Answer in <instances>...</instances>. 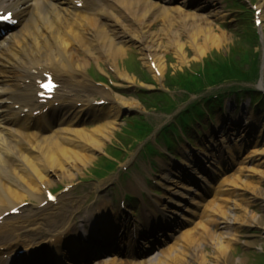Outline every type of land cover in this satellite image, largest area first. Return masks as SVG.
Segmentation results:
<instances>
[{
    "label": "bare ground",
    "instance_id": "obj_1",
    "mask_svg": "<svg viewBox=\"0 0 264 264\" xmlns=\"http://www.w3.org/2000/svg\"><path fill=\"white\" fill-rule=\"evenodd\" d=\"M30 1L0 0V8L10 7L15 11V16L20 19L21 23L18 30L9 33L0 41V75L3 77L0 80V229L2 232H11L7 241L0 239V261L2 264H6L15 246L25 239L26 242H29V247L35 245L37 240H41L39 242L42 243L48 242L37 249L40 250L39 254L34 253L31 256V262L39 258L42 259L43 252L53 248L48 251L53 256V262L64 264V256L74 258L76 255L82 256L86 251L91 256L101 255V251H103L100 250L101 247L109 248L110 246L108 238H105L104 235H111L112 239L116 238L113 231L115 226H118V216L123 219L125 217L122 213L119 215L116 212L106 213L107 211L100 207L95 213L82 217L78 226L70 225V228L61 230L63 224L60 221L48 219L50 216L46 220L49 224L45 223L43 220L46 218L39 217L35 212L40 204L46 202V191L52 188L53 179L62 182L67 180L69 183L74 176L78 175L71 170L77 172L78 166L84 165L90 159V156L73 150L67 157V167L63 170L59 167L58 172L55 169V164L59 159L52 152L57 147L59 154L65 157L67 148L61 146V141L70 142L73 146L71 148L76 147L79 151L87 152L88 145L90 151L100 149L102 148L101 139L97 138V135L105 129L111 128L110 125L116 122L121 107H134V101L126 102L118 95L109 99L103 89L93 88L84 73L90 60L97 62H99L98 60H114L113 70L116 76L131 83L129 76L122 72L117 64L124 58L127 50L132 49L129 44L137 45L139 58L144 60L156 77L161 74L163 67L161 60H164L161 54H165V49L172 50L178 58L184 57L183 47L178 43L180 36L187 35L189 40L192 35L201 37L202 45L190 42L193 45V50L201 53L206 45H215L224 40V35L216 34L207 27L208 22L200 13L184 11V6L215 10L218 4L214 0H182L180 5L174 6L172 4L178 3L179 0H160L162 4L158 0H95L92 10H88L91 6L90 3L84 1L82 9L88 11L76 8L75 0H39L38 17L34 16V9L31 7ZM133 8L143 10L144 18L149 17L152 10L156 9V12L164 16L163 21L166 24L159 29L151 30L149 22L144 19L140 20V15ZM258 9L261 10L259 14L261 15L264 12V1L258 5ZM216 14V12L210 11L209 18L216 17ZM136 22L139 27L132 25ZM173 25L179 29L174 31ZM45 73H51L59 84L52 102L49 104L58 103L61 108H65V111H58L52 117L44 115L42 111L40 115L34 116L35 111L42 109L37 98L38 88L35 81L43 79ZM132 82L135 83L134 80ZM94 94L106 96L105 101L109 103V106H115L114 108L110 107L107 117H105L107 120L97 127L98 134L96 136L87 127H79V124L88 119L98 118L103 111L96 106ZM240 118L232 119L237 124L236 126L240 124ZM251 120L253 121V118ZM56 122L58 125L50 130L49 135H40L39 137V129H42L43 126L49 128ZM220 124L218 126H221ZM247 124L245 131L239 135L238 139H241L252 125L250 122ZM208 141L203 144L202 150L197 154V151L191 153L184 151V160L179 161L174 158L170 161H161L160 166H163L164 171L161 176L162 188L165 193L163 196L165 201H168V205L158 209L162 211L161 217L160 214L157 217L155 215L156 221H151L150 225H146L147 233H149V228H154L156 225L158 227L159 220L161 225H166L165 227L172 224L176 214L181 217V221L188 220L186 214L188 212L194 214L195 210L186 208L188 206H185V203L199 205L200 200H196V197L199 193L201 194L200 191L195 190L193 196L188 195V192L192 191L190 183L204 179L199 187L205 192L207 189L213 191L218 171L226 168L235 155L241 153L248 144L247 140L237 141V144H228L230 143L229 138L221 140L219 144L213 143L210 139ZM123 142L125 141L123 140ZM53 145L55 146L52 148ZM151 148L153 149L152 146ZM253 152L257 151L254 149ZM263 165L264 159L254 167L255 174L260 178H264V170L261 169ZM206 169L209 173L204 177ZM228 180L227 177L224 182ZM143 186L139 185V189L135 191L137 193L135 195L140 198L147 191ZM43 193L44 197H42ZM149 193L151 192L148 190L145 196ZM254 196L256 198L257 195ZM154 197L156 198L154 202L158 201L159 203L158 197ZM219 200H225V198ZM59 201L56 196L55 203L58 204ZM212 202L213 200L207 203L208 205H205L204 209L212 207L210 204ZM46 203V206L51 205V203ZM26 204L33 207L35 220L30 222H23L21 219L18 220L20 222L12 221V215H9L10 211L12 209L17 211ZM143 204L142 209L148 210V207H145L147 205L144 202ZM221 206L218 202L217 208H221ZM180 208H183V211L179 212ZM125 211V213H129L127 209ZM42 216L47 217L48 215ZM53 218L56 219V217ZM131 221L126 220L127 223ZM57 228L61 230H59V234L62 235L59 241L56 240L57 238L50 239L51 233L55 232ZM190 231V229L182 231L173 242L183 238L187 245L192 244L194 236ZM195 232L205 233L208 242L211 240L209 245L213 247L215 264H235L234 259L229 256V251L231 250V241L236 239H229L227 244L214 241L213 234L209 233L210 231L206 229L203 222L202 230L198 231L197 228ZM224 235L226 232L221 234V237L223 238ZM100 238L103 242H99ZM9 240L10 242H8ZM115 241L117 243V240ZM244 243L252 245L251 241ZM50 245L54 246L48 247ZM61 245L65 252H62ZM170 246L169 244L168 247ZM164 249H161L160 252ZM136 251V249L125 250L128 256ZM185 251L177 257L175 254H171V250L168 248L152 264H160L164 259L172 261V264H186V262L188 264ZM196 257L194 260H198L197 264H210L204 253L200 254L198 258ZM13 258L12 256L11 261L14 260ZM127 262L125 258L118 259L115 256L98 264H126ZM9 264H15V262ZM140 264L150 263L141 262Z\"/></svg>",
    "mask_w": 264,
    "mask_h": 264
},
{
    "label": "rangeland",
    "instance_id": "obj_2",
    "mask_svg": "<svg viewBox=\"0 0 264 264\" xmlns=\"http://www.w3.org/2000/svg\"><path fill=\"white\" fill-rule=\"evenodd\" d=\"M158 1L160 2V0ZM181 1L182 0H179L178 3H174L172 6L180 5L182 3ZM251 1L253 4H249L246 0H214V2L218 4L215 10L205 9L203 7L194 9L190 6H184V11L186 13H200L205 21L208 22L206 26L211 28L214 33H221L224 35V40H221L215 45H206L201 53H197L193 50V45L190 42H196V44L202 45V38L192 35L189 40L187 35L180 36L178 43L183 47L184 57L178 58L172 50L165 49V54H161L164 60H161L163 67L161 66V74L159 77H155L149 66L144 63V60L139 58V49L136 47L137 45L133 43L129 44V47L132 49L127 50V55L130 59L128 62H131L130 66L132 68L127 63L123 62L125 55L122 60L117 62L121 71L129 76L131 83L125 82L126 80L123 82L122 78L116 76L113 70V65L115 64L114 60H98L99 62L90 60L88 71L91 76L87 74L86 77L93 88L97 87L100 90L103 89L107 93L108 98H113L118 95L126 100V102L134 101L137 104L134 103V107H121L116 122L110 125V129H105L100 134H98L97 127L101 126V124L107 120L105 117H107L110 107L114 108V105L99 106V108L103 110L100 116L92 119V121L87 120L80 126V128H85L86 126L95 136L98 134L97 138L101 139L100 145L102 148L90 151L88 145L87 152L79 151L76 147L71 148L73 146L70 142L61 141V146L67 148L65 157L59 154L57 147L54 149L52 153L59 159L55 164L56 170L59 167L62 170L67 167V157L73 150H77L78 153L83 155L90 156V159L84 165H79L77 172L71 170L74 174L77 173L78 175L74 176L69 183L67 180L62 182L53 179L54 184L49 190L60 199L59 204H51L47 207L38 206V209H36L43 211L42 215H48L47 217L38 215L39 217H44V219L46 218L43 220L45 223L49 224L46 220L51 216L48 219L60 221L64 227L66 224H73L77 218L85 213L96 211V207L100 204H103L105 207L107 202H110L111 209L117 212L120 209V203L124 201L125 209H129L132 212V214H128L130 215L128 217H136L138 222L144 224V219L142 217L143 204L139 207V201L135 200L134 202L136 203H130V201L134 199L127 200L124 199L125 197L123 196L125 191L131 189L129 187L131 176H136L138 179L142 180L135 169L141 174L146 173L149 175L150 180L148 179L147 183L150 187L149 189H151L149 190L151 193L149 198L146 199L147 206L150 209L148 212L157 211V206L163 207L164 205H168V201H165L163 196L165 193L162 188L163 180L161 176L164 171L163 166H160L162 164L161 161H170V159L174 158L179 161L184 160V151H186V153L197 151V154L202 150L203 144L209 142V139L216 144L228 138L230 139V143L228 144H237V141L241 140L242 142L247 140L248 144L241 153L235 155L233 162H230L225 170L219 171V176H217L216 183H214V192L201 195L200 202L202 204L200 203V206L195 209L196 213L191 218L189 217L190 220L185 224L184 230L190 229L191 234L194 236L192 238L194 239L192 244L187 245L186 240L183 241V238H179L175 242L170 240L161 241L162 243L159 244V248L153 249L150 254L139 257L138 259L128 257L126 260L128 262L126 264H140L141 262L152 264V262L156 261L161 256L162 252L167 251L168 248L171 250L170 253L175 254L177 257L186 250L185 255L188 257V264H197L196 262H198V260H194L195 257L197 256L196 258H198V256L203 253L208 257L210 264H215L213 247L209 245L211 240L208 242L205 233L199 234L195 232L197 228L198 231L202 230V222L205 224L206 229L210 231L209 233L213 234L215 238L214 241L227 244L229 239H236L235 241H231V250L229 251V256L234 259L235 264H264V197H261L264 196V178H260L255 174L256 172L254 170L257 163L264 159V99L262 98L261 101L252 102L251 93L243 95V97L238 96V98L235 95L225 96L223 101L224 114L218 115L220 107L217 106L214 110L215 115L210 121L206 113V115L199 119L200 122L192 119L188 126L191 130V135L195 133L194 131H196V129H198L200 133H196L195 137L193 135L191 142L186 141L185 136H180V139L172 135L170 131H164L166 128L164 126L173 123L177 116L185 114L188 102L190 99H194L192 98V94L187 98V96L184 97L181 95V93L186 94L184 91H181V93L178 91L180 87L179 82H183V78L187 81L192 80L193 73L202 69L209 71V66L215 65L217 62H222L223 58L230 57L234 51H241L243 47L252 45V47L254 46L259 52L262 50L264 40L263 44H261L260 41L261 46H259L257 30L261 32L264 38V12L261 14L262 16L260 15L261 23L259 26H256L255 19L257 15H259L256 14V11L259 10L261 12V10L258 9V5L264 0ZM240 4H243L245 7H241ZM133 10L140 15V20L144 19L146 22H149L151 30L159 29L166 24L163 21L164 16L156 12V9H153L149 17L146 18L143 16V10H136L134 8ZM210 11L216 12L217 16L209 18ZM127 20L129 21L128 17ZM102 21L104 20L102 19ZM137 24L136 22L132 25L139 27ZM172 28L174 31L179 29V27L175 25H173ZM260 56L262 59V55ZM213 57L218 60H212ZM262 61L264 62V60ZM139 67L144 68L149 73L152 83L144 84V82L141 81L142 79H140L138 75H141L143 72L139 70ZM242 69L248 70L247 68ZM262 72L263 87L258 86L260 75H257L256 80L253 82L246 81L241 77L239 81H230L229 83L223 82L220 84L225 88L231 87L232 85L250 87L257 84L254 87L264 94V63ZM101 77H104V79H101ZM168 77H170V79H168ZM132 80L136 83L132 82ZM141 90H145L144 92L147 93L158 90L161 92V95H156L155 98L154 96L148 97L145 94H139ZM211 90L212 88L209 87L207 91ZM137 97L146 104L147 108L138 101ZM166 97L172 100L175 99V109L173 112L167 109V104L170 100ZM153 98L154 102L157 103L156 107L153 106L151 101ZM94 99L103 100L107 99V97L101 94H94ZM149 102L152 104H147ZM200 107H202V105H200ZM206 107V105L203 107L204 111ZM132 116H139L142 118V120L140 118L136 119L135 125L144 121L148 124L149 130H152L147 136L148 140H142L143 143L141 140H136L138 132L134 127V123L129 119ZM234 117H241L238 126H236L237 124L232 120ZM252 118L253 121L251 120ZM249 122L252 125H250V128L243 134L244 137L242 136L241 139H238L240 138L239 135L245 131L248 125L247 123ZM200 124L203 126L201 127ZM219 124L221 126H218ZM125 128L127 134L123 135L122 131L125 130ZM176 129L178 134L181 135L179 130L181 129L180 125H177ZM120 131L121 133H119ZM47 133H50V131L44 132L43 136L49 135ZM163 133L167 138L163 137ZM122 136H125V139H121L125 142H121L118 139L122 138ZM166 139L174 140L173 149L167 147ZM147 143L151 144L154 152H152L153 149L149 145L145 146L143 149V145ZM112 144L118 147H124L130 151L128 158L125 162L119 164L116 172L112 171L106 177L100 180L96 179L97 175L95 176L93 174V170L99 167V163L101 162V160L97 161V158L105 155V151L109 153V146H112ZM55 145H53L52 148ZM254 149L257 152L254 153ZM138 151L139 155L135 158V154ZM174 155L176 157H174ZM95 164L96 167L94 168ZM124 167L127 169H124ZM92 168L94 169L92 170ZM261 169L262 171L264 170V165ZM57 171L59 172V170ZM227 177L229 180L224 182ZM196 181L194 183H196ZM190 186L192 187V191L196 189V186H193V184ZM151 194L158 197L159 203L158 201L157 204L154 202L156 198L151 196ZM189 194L192 195L191 192H188V195ZM255 194L257 195L256 198L254 196ZM44 196L45 194L43 193L42 197ZM223 198H225V200H219ZM212 200L213 202L210 203L212 207L204 209V206L208 205L207 203ZM218 202L222 205L221 208H217ZM189 205V203H185V206H188L186 208H191L192 205ZM58 206L61 207L59 208ZM32 209L33 207L31 205L26 204L19 209V211L22 212L11 216L12 221L17 220V222H20L18 220L21 219L23 222H30L31 220H35V213ZM53 217H56V219ZM178 227L174 225L171 229H177ZM58 228L55 232H57ZM55 232H53V234H56ZM224 232H226V235L222 238L221 234ZM10 233L11 232L8 231L3 235L1 231L0 238L5 237V239L8 240ZM233 234L235 235L234 237L232 236ZM245 241H251L252 245L244 243ZM142 243L145 244V241H142ZM169 244L171 245L170 247H168ZM163 248L165 249L160 252V249ZM210 256L211 258H209ZM101 261L102 260L88 261V264H98ZM160 264H172V261L164 259Z\"/></svg>",
    "mask_w": 264,
    "mask_h": 264
},
{
    "label": "trees",
    "instance_id": "obj_3",
    "mask_svg": "<svg viewBox=\"0 0 264 264\" xmlns=\"http://www.w3.org/2000/svg\"><path fill=\"white\" fill-rule=\"evenodd\" d=\"M252 53L251 46L249 47H243L241 51H234L231 54V60L230 62L224 61L217 63L216 65L209 66V71H206L203 73L204 74V79L201 76L200 78L197 77L196 75H192V80L187 81L186 79L183 78V82L180 83V87H186L184 88L187 92H192V89L198 88V89H204L205 88V83L206 84H214L223 80H226L227 78H233V77H245L249 76L251 74L256 73V69L253 67L255 64L252 62L250 64L249 72H242L243 69H241L242 66L245 65L246 63V58ZM255 59V56H254ZM218 60V59H217ZM225 60V59H222ZM235 61V63H234ZM197 102L194 101L190 103V108L193 109V111L197 112L199 114H202V111L198 109V106L196 104ZM189 113V112H188ZM191 116V113L183 115V119L185 122L188 121L189 117Z\"/></svg>",
    "mask_w": 264,
    "mask_h": 264
}]
</instances>
